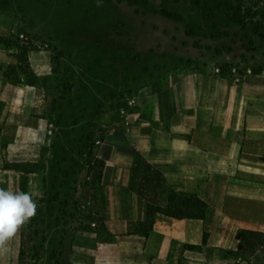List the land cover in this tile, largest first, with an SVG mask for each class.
Here are the masks:
<instances>
[{
	"label": "rangeland",
	"instance_id": "rangeland-1",
	"mask_svg": "<svg viewBox=\"0 0 264 264\" xmlns=\"http://www.w3.org/2000/svg\"><path fill=\"white\" fill-rule=\"evenodd\" d=\"M223 2L0 0V47L18 58L0 73L15 84L36 76L52 136L38 162L20 167L37 214L6 264H74L109 239L96 204L102 142L149 118L157 91L190 72L241 82L264 71V0H244L236 18ZM227 199V211L250 217L247 194Z\"/></svg>",
	"mask_w": 264,
	"mask_h": 264
},
{
	"label": "crops",
	"instance_id": "crops-1",
	"mask_svg": "<svg viewBox=\"0 0 264 264\" xmlns=\"http://www.w3.org/2000/svg\"><path fill=\"white\" fill-rule=\"evenodd\" d=\"M18 58L0 47V64ZM0 73V188L19 192L21 165L36 163L52 136L41 116L44 93ZM97 208L108 240L74 264H262L238 249L239 230L264 231V71L232 76L190 72L154 95L153 112L131 133L108 134ZM171 191L193 195L205 213L176 218L157 213L145 234L149 204L166 207ZM245 193L248 219L227 211L228 195ZM205 234L207 241L204 242ZM17 234L0 252L13 262ZM3 255H6L3 258Z\"/></svg>",
	"mask_w": 264,
	"mask_h": 264
},
{
	"label": "trees",
	"instance_id": "trees-1",
	"mask_svg": "<svg viewBox=\"0 0 264 264\" xmlns=\"http://www.w3.org/2000/svg\"><path fill=\"white\" fill-rule=\"evenodd\" d=\"M134 1V0H133ZM140 1V0H135ZM226 6L232 10V18L238 17L244 5V0H224L223 3H219V6ZM251 14V9H249ZM264 16V13H262ZM29 84H35L36 76L29 73ZM207 209V205L202 202L198 197L193 195H179L174 191H171L169 195V205L166 207L149 204L147 208V218L140 224V229L145 234L153 227L154 217L157 213H162L167 216L176 218H188L197 214H204ZM207 241V234H205L204 242ZM258 251H264V231L252 230L243 228L239 230L238 234V249L237 256L243 259L250 260L251 257Z\"/></svg>",
	"mask_w": 264,
	"mask_h": 264
},
{
	"label": "clouds",
	"instance_id": "clouds-1",
	"mask_svg": "<svg viewBox=\"0 0 264 264\" xmlns=\"http://www.w3.org/2000/svg\"><path fill=\"white\" fill-rule=\"evenodd\" d=\"M36 214L37 203L30 193L0 188V252L7 251L6 242Z\"/></svg>",
	"mask_w": 264,
	"mask_h": 264
}]
</instances>
